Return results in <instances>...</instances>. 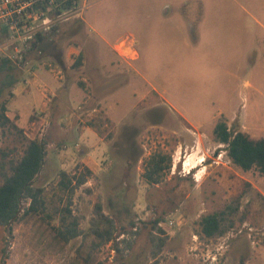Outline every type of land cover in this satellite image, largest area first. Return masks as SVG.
<instances>
[{
  "label": "rangeland",
  "instance_id": "1",
  "mask_svg": "<svg viewBox=\"0 0 264 264\" xmlns=\"http://www.w3.org/2000/svg\"><path fill=\"white\" fill-rule=\"evenodd\" d=\"M184 1L91 0L80 16L43 33L25 65L13 60L21 78L7 114L30 138L47 143L33 182L44 189L46 208L11 231L0 225V264H264V175L234 166L213 133L226 120L264 138L261 119L256 127L240 113L243 104L264 110V71L257 65L264 52V0L206 8L209 15L242 16L229 49L246 66L240 75L251 73L253 81L254 72L262 75L256 89L214 75L218 49L198 51L194 38L180 32V13H196L194 2ZM6 38L0 33V45ZM14 54L11 46L0 50L1 57ZM244 59L256 70L249 72ZM182 115L210 126L196 128ZM158 151L171 156V168L150 184L144 163ZM201 156L188 172L185 160L198 163ZM80 165L93 175L70 197L60 173L80 172ZM96 202L116 220L113 239L97 246L90 231ZM216 212H224L226 231L208 236L200 220ZM62 216L69 224L77 219L82 233L64 240Z\"/></svg>",
  "mask_w": 264,
  "mask_h": 264
},
{
  "label": "trees",
  "instance_id": "2",
  "mask_svg": "<svg viewBox=\"0 0 264 264\" xmlns=\"http://www.w3.org/2000/svg\"><path fill=\"white\" fill-rule=\"evenodd\" d=\"M0 33L6 35L8 30L3 27ZM42 36L45 34H36L31 49L42 40ZM82 57L81 53L79 58ZM20 78L19 68L13 61L8 57L0 56V138L3 137V141L6 142V145L0 143V225L8 227L10 231L13 229V224L21 221L24 216L44 212L46 208L44 189L34 186L33 182L45 164L47 143L43 139L30 138L24 128L7 114L8 103L14 95L13 88ZM213 133L215 141L226 145V153L234 166L245 172L256 171L264 175L263 137H253L235 123L229 126L226 120L218 121ZM144 164L143 176L147 182L158 184L171 168V156L161 151L154 152ZM80 167L82 170L74 174L67 171L60 173L59 184L70 197L93 175V171L87 165H80L78 169ZM25 200L29 202L27 207L22 206ZM65 211L71 213L69 208ZM223 216L224 212L202 216L200 220L202 231L208 236L224 233L226 229L222 224ZM62 222L64 228L61 227L63 229L59 232L64 240L69 241L82 233L77 219L69 224L62 216ZM159 229L162 232V229ZM90 231L96 238L95 246L110 242L116 231L114 216L105 213L99 202L95 203ZM159 240L162 243L164 238L159 236ZM239 264L246 263L241 259Z\"/></svg>",
  "mask_w": 264,
  "mask_h": 264
},
{
  "label": "crops",
  "instance_id": "3",
  "mask_svg": "<svg viewBox=\"0 0 264 264\" xmlns=\"http://www.w3.org/2000/svg\"><path fill=\"white\" fill-rule=\"evenodd\" d=\"M189 1H193L196 6V13L194 14H187L183 15L180 13V16L182 19L180 22H185V24H181L179 29L180 32L185 34L186 36L190 38H194V40L191 39L192 44H194L195 47H199L198 51L201 49H207V48H217L218 51L216 53V61H220L216 63V65H213V71H217L215 76H222L226 78L228 85H236V83H243L245 87L254 88L256 89L257 85L256 83L260 84V79L262 78V75L260 74L259 77H256V73L254 72V81L253 78H251V73L249 74V77L246 78L243 75H240V71L243 70L246 66H244L242 62V58L238 61H236V57L234 56L233 50L231 51L229 49V46L234 47L235 42L234 39L236 37L235 30H231L235 24L236 21H242V16L237 15H228V16H215V15H209L206 13V8H209L210 10H214V7L217 5V3L225 1V0H185L184 4L188 5ZM201 9L202 12H199ZM191 19V22H190ZM187 21V24H186ZM190 23V24H188ZM259 25H262V22L259 23ZM228 38V39H227ZM190 39L187 41V46H190L191 43H189ZM191 44V45H192ZM264 44V41H262V44ZM196 48V49H197ZM263 53V55H262ZM244 62L247 64V60L244 59ZM259 66L258 71L262 72L264 71V52H260V58L258 61ZM247 69L251 72L254 69L256 70L255 62H248ZM255 77L257 78L255 80ZM63 84V83H62ZM60 83L58 86H62ZM105 86V85H104ZM252 88V89H253ZM106 91V90H105ZM79 90H77L74 93L78 94ZM80 93V92H79ZM251 98L257 99L255 96H251ZM250 97L247 98L251 100ZM258 100V99H257ZM221 102V101H220ZM232 102V101H230ZM105 105V104H104ZM246 105V104H245ZM244 104L241 107L240 113H248L249 117L251 119L250 123L254 124L255 126L258 125V123L261 122L264 124V110H258L254 108H249ZM222 106L226 107L227 104L220 105L219 112L213 113L211 119H216L220 116L221 111L223 110ZM106 107V105L104 106ZM232 108L231 106H228V108ZM227 109V108H225ZM184 119L187 120V122L191 126H197L203 127L208 124L210 126V122L206 121L201 118L192 119L188 116L182 115ZM24 121V118H19V121ZM214 121L211 122V124ZM214 124V123H213ZM216 125V124H215ZM215 127V126H214ZM258 127V126H256ZM244 131V130H243ZM246 132V131H245ZM248 133V131H247ZM252 136V135H251ZM255 136V135H254ZM253 136V137H254ZM261 251V249H259ZM249 261L247 260V264Z\"/></svg>",
  "mask_w": 264,
  "mask_h": 264
},
{
  "label": "built area",
  "instance_id": "4",
  "mask_svg": "<svg viewBox=\"0 0 264 264\" xmlns=\"http://www.w3.org/2000/svg\"><path fill=\"white\" fill-rule=\"evenodd\" d=\"M91 0H0V32L8 30V38L1 43L14 49L17 66L26 64L25 54L31 49L37 33H50L61 22L80 16ZM8 57V58H9ZM14 61V62H15Z\"/></svg>",
  "mask_w": 264,
  "mask_h": 264
},
{
  "label": "bare ground",
  "instance_id": "5",
  "mask_svg": "<svg viewBox=\"0 0 264 264\" xmlns=\"http://www.w3.org/2000/svg\"><path fill=\"white\" fill-rule=\"evenodd\" d=\"M200 161H204V158L202 156L200 157L198 163H192V162H190V159L185 160V162H184V166L186 167L185 169L189 172V169L190 168H198L199 167V164H200L199 163Z\"/></svg>",
  "mask_w": 264,
  "mask_h": 264
}]
</instances>
